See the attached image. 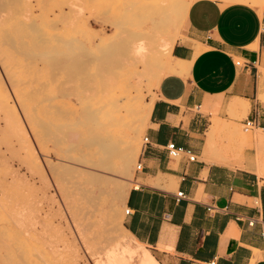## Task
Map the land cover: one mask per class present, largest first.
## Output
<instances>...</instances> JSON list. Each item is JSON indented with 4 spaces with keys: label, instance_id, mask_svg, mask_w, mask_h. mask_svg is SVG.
Here are the masks:
<instances>
[{
    "label": "crops",
    "instance_id": "obj_1",
    "mask_svg": "<svg viewBox=\"0 0 264 264\" xmlns=\"http://www.w3.org/2000/svg\"><path fill=\"white\" fill-rule=\"evenodd\" d=\"M183 27L171 56L190 68L156 89L123 227L159 264H264V17L197 0ZM238 100L248 104L243 119L241 106L230 111ZM246 121L255 127L242 133ZM169 142L195 162L169 158Z\"/></svg>",
    "mask_w": 264,
    "mask_h": 264
},
{
    "label": "bare ground",
    "instance_id": "obj_2",
    "mask_svg": "<svg viewBox=\"0 0 264 264\" xmlns=\"http://www.w3.org/2000/svg\"><path fill=\"white\" fill-rule=\"evenodd\" d=\"M29 1L0 0V45L5 44L16 51L18 42L10 29L17 26L29 28L37 35L40 30L38 18L48 21L52 30V27L68 24L81 35L63 39L64 36L54 32L58 35L54 41L61 44L62 50L42 47L41 53L31 51L33 56H41L40 60L45 61L52 77L57 76L60 69L69 72L66 73L70 75L68 82L67 79L66 82L63 80L65 84L58 81V85L61 82L60 85H66L67 89L66 83L72 84L70 94L63 93L62 86L59 95L75 96L83 102L81 112L73 119L70 110L55 104L59 96L54 93L55 89L44 97L50 119L40 121V128L55 145L67 144L62 159L47 161L43 165L45 171L52 177L68 171L74 190L79 192L87 228L97 223L103 225L99 231L100 257L103 259L108 252L104 247L113 249V252L110 250V262L100 260V264H159L148 249L139 248L140 243L123 227L118 205L125 207L132 181L131 170L140 152L139 137L147 128L154 102V99L144 100L142 84L148 81L150 87L158 86L164 74L185 75L190 68L187 61L173 59L171 51L176 41L184 38L182 29L187 10L197 0H133L124 10L128 16L124 21L116 20L108 5H93L94 0L58 2L48 8V17L45 14L34 16ZM219 1L249 6L264 4V0ZM95 24L99 30L94 29ZM107 28L112 32L108 34ZM42 37L37 35L41 44L51 43ZM6 50L0 52V87L4 84L2 75H5V80L14 88V78L4 63ZM90 64L94 65V72L87 70ZM55 83L57 87L54 77L49 84ZM73 85L80 89L72 88ZM77 90H81V95ZM238 106L243 108L240 115L245 116L247 102L235 101L230 111ZM57 117L64 120L62 124L56 122ZM234 132L239 131L234 129ZM244 133L242 138L248 141L249 133ZM211 139H214V131ZM221 159L229 161L230 157L222 156ZM36 166L39 168L38 163ZM97 213L102 215L100 220H95ZM137 256L139 261L135 263Z\"/></svg>",
    "mask_w": 264,
    "mask_h": 264
},
{
    "label": "rangeland",
    "instance_id": "obj_3",
    "mask_svg": "<svg viewBox=\"0 0 264 264\" xmlns=\"http://www.w3.org/2000/svg\"><path fill=\"white\" fill-rule=\"evenodd\" d=\"M37 1L39 0L29 1L31 2L29 6L34 11L32 14L34 13V16L45 14L46 16L48 8L64 0ZM42 1L46 3L42 5ZM94 1L93 5H108L113 10L114 18L124 21L128 17L124 10L130 7V2L133 0ZM41 7L42 9H39ZM252 7L260 13L264 9V4L252 5ZM37 22L40 25L37 35L43 36L42 40H50V44H41L37 35L33 34L29 28L17 26L10 29V33L22 45L17 43L16 51L5 44L0 45V52L7 49L4 51L5 54L2 52L5 55L4 63L9 69L11 78H14L13 85L17 90H14L9 85L10 82L5 80L7 77L4 78L5 75H2L1 80L5 85L2 83V88L0 87V264H2L1 261L6 260L9 264H100V260L108 263L111 258L110 250L113 252V249L104 247L108 252L104 254L103 259L100 257L99 231L102 230L103 225L97 223L87 228L88 221L81 209L83 204L79 192L73 188L70 173L62 172L52 177L43 166L47 161L56 162L57 159H62L67 145L57 143L55 145L40 128V121L46 122L50 119L48 102L44 97L54 89V93L59 95L61 91L59 87L63 86L65 89L66 86L60 85L61 82L66 79L68 82L70 75L66 74H69L68 71L64 73V70L60 69L62 72L57 70L58 74L56 73L57 76L54 77L57 85L58 81H61L60 84L57 87L56 83L55 85L49 84L54 78L51 70L47 68L45 61L40 60L41 56H33L31 51L41 53L44 48L62 50L61 44L54 41L55 36H64L62 38L66 39L67 37L79 38L81 35L68 24H66L67 27L62 25L52 27V30V25L48 21H41L38 18ZM41 28L45 31L41 32L43 30ZM94 29L99 30L100 27L95 24ZM111 32L112 29L107 28V33ZM93 68L95 69L94 65L90 64L87 70L94 72ZM167 75L169 74H164L162 79ZM66 84L68 88L65 89L66 92L62 88L63 93L70 94L69 89L72 84ZM158 86L150 87L148 81L142 84L145 101L156 98L155 92ZM148 87H150L149 91ZM72 88L80 89L74 85ZM80 91L77 92L79 95H81ZM66 94L65 96L59 95L61 97L57 96L54 102L61 109L70 110L71 118L74 119L81 112L80 106L83 102L75 96ZM235 118L243 119L244 115ZM55 120L59 124L64 121L61 117ZM238 127L243 133L244 126L239 125ZM140 136V152L131 170L130 179L132 181L136 173L135 169L143 146L145 131ZM245 147L247 145L243 146ZM36 163L39 164V168ZM78 179L77 177V181H80ZM132 181L130 188L133 187ZM125 209L123 205H118L123 218ZM19 214L25 216L26 227L20 226ZM101 217L100 213L95 214V220H100ZM140 246L141 250L147 249L142 244ZM138 261L139 256L136 257L135 263Z\"/></svg>",
    "mask_w": 264,
    "mask_h": 264
},
{
    "label": "built area",
    "instance_id": "obj_4",
    "mask_svg": "<svg viewBox=\"0 0 264 264\" xmlns=\"http://www.w3.org/2000/svg\"><path fill=\"white\" fill-rule=\"evenodd\" d=\"M261 15L264 17V9L261 11ZM236 65H240V61H237ZM260 75L262 78H264V69L260 71ZM243 126L245 128V131H248V130L253 129L255 127V124L253 121H246ZM148 143L149 142H148L147 137H144L143 145H146ZM164 149L166 150L169 158L173 160H178L183 156L186 157L189 162H195L196 160V156L194 154H191L189 151L184 150L183 148L177 147L173 142H169L164 147ZM140 170H141V165L138 163L135 171L138 172ZM176 197L181 198L182 193L181 192L177 193ZM128 214H129V210H125V215H128ZM252 224H253L252 222L249 223V225H252Z\"/></svg>",
    "mask_w": 264,
    "mask_h": 264
}]
</instances>
